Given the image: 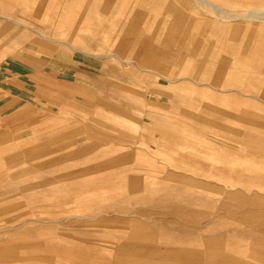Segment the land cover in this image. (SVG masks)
Masks as SVG:
<instances>
[{"label": "rangeland", "instance_id": "obj_1", "mask_svg": "<svg viewBox=\"0 0 264 264\" xmlns=\"http://www.w3.org/2000/svg\"><path fill=\"white\" fill-rule=\"evenodd\" d=\"M85 3L87 8L90 6V10H98L92 6L101 5L103 1L85 0ZM113 3L115 4L116 0ZM219 3L232 11H247L261 5L264 6V0H219ZM197 8L194 0H146L142 3L140 15L142 20H148L151 17L153 22L128 24V27L132 29L142 27L145 32L158 35L161 39L157 37L159 41L164 40L162 38L173 31L179 32L182 36L185 29L192 30V32L197 31L200 21L205 16H210ZM225 23L229 26V23ZM236 24L243 29L248 27V34L252 35V44H255L251 51H240L239 49L246 43L243 31L234 35L235 29H229V32L224 35L227 36L228 47L223 51L226 53L225 57L216 58L223 39L217 51L212 55L202 48L203 50L197 51L196 55L183 57L165 77L172 82L162 80L167 83L166 87H162L159 84L154 86L153 82L149 84L142 82L141 71L133 68L132 63L125 59L117 62L112 57L90 55L83 51H75L66 44L47 40L44 36L67 38L62 35L64 30L59 33L54 30L55 25L52 31L42 30L40 34L34 30L35 26L30 29L16 23L9 24V29L15 35L13 41L11 35L2 31L8 23L0 18V56L7 53L0 58V72H3L0 74V114H8L14 121L12 127L2 128L10 137L0 142V148L11 144L16 145L18 141L31 137L32 134L16 138L21 131H24V126L31 123L27 129H34L38 126L43 131H48L53 127H64V130H71L72 136L60 138L65 141L70 139L91 141L98 139L97 134L112 137L114 134H120L119 138L115 137L114 141L121 143L124 149L134 154V158L126 162V172H137L141 175L157 166L189 173L190 170L174 165H185L187 160L181 158L179 154L190 152L189 154L197 161L207 160V164L217 171H227L228 175L224 173L223 177H229L231 170L237 169L238 183L234 186L238 193L237 196L233 194L231 197L230 191L224 190L225 194H210L213 202L208 204L200 202L193 206L208 212L205 218H186L181 213L173 211L174 201L152 198L144 199L136 204L133 201L129 202L128 199L123 201L118 197L114 200L102 198L101 200L106 204L110 202L114 204L113 207L107 209L105 214V217L110 219L108 225L114 224L112 218L118 220V218L135 216L158 233L172 235L176 241L182 238L187 241L209 230L207 233H215L214 237L223 235V239L230 243L240 241L242 236L253 227H255L254 237L259 236L261 228L258 225H261L264 219L262 214L264 85L256 82L254 86L247 84L245 87L249 90L247 93L255 94L254 97L250 95L246 98L249 101L241 99L224 101L222 97L227 92L213 90L203 81L196 85L190 79L194 74L204 77L207 71L212 73L214 67L218 69L221 65L238 68L246 66L252 73L254 67L257 68L256 70L264 68V43L261 41L262 38L259 41L253 40L259 34L258 28L255 31L254 25L247 26L243 20L232 23L234 26ZM89 25L95 28L96 32L94 35L86 32V34H81L82 37L113 40L112 48L108 51H92L103 55L115 48L113 46L121 33L120 30L125 27L119 23ZM60 26L63 29L65 27L62 24L57 25L58 28ZM71 39H78V35H72ZM203 45L204 42H202V47ZM65 48L81 63L92 68L94 72H81L75 68L55 71L49 62L57 52ZM117 49L120 48L115 50ZM137 56L130 55L131 58L138 60ZM156 58L161 60L160 57H153V59ZM6 61H9V64ZM242 61H247V64L244 65ZM117 67L121 75L113 71L114 69L118 71ZM158 77L151 76L153 79H158ZM213 80L214 74L210 83ZM180 82L190 83V89L193 90L191 95H174V86ZM113 83L117 86H112ZM217 87L219 88L218 85ZM132 90L142 93V97L138 99ZM181 90L186 91L187 88ZM36 92H39V95H36ZM106 101L119 105L124 111L116 113L119 109L105 103ZM214 108H219L230 116L216 115ZM147 111L165 115L168 113L167 115L173 118L147 120L160 123V130L153 126L145 130L141 127L140 120L144 118ZM34 112H39L41 116V119L35 122L29 118ZM56 117H62V119L57 120ZM89 133L94 134L90 136ZM57 139L53 138V140ZM99 141L105 142L104 140ZM33 145L34 143L30 142L19 147ZM177 149L180 150L176 151ZM203 149H210V151H203ZM206 155L234 157L231 162L230 160L216 162V160L210 161L204 158ZM3 158H6V153L3 155L1 153L0 159ZM19 158L20 161H16L14 165L6 166L0 162V242L9 241L7 244L3 242L4 244L0 245V252L4 256L7 253L9 255L8 258H0V264L11 261H13L12 264H76L72 261L76 257L77 244L84 246L88 240L111 238L110 235L105 237L103 234L111 228L110 226L97 227L95 225L93 228L96 232H90L93 228L88 226L90 221L88 216L64 214L82 211L71 209L76 202L77 195H81L79 191L73 189L86 187L85 181L99 179L96 175L75 176L65 173L86 171V165L95 164L98 160L87 159L79 162L68 160L55 169H51V172L55 173L52 175L49 173L51 162L46 160L42 163L43 167H38L37 162L29 158L24 160L21 156ZM31 158H38V154L31 153ZM135 164L143 167L134 168ZM91 170H99V168ZM60 173L65 175L57 176ZM39 174L43 176V179L51 180L52 183L37 182L41 179ZM158 179L163 178L159 176ZM197 179H204L214 184L222 183L217 177L207 178L198 175ZM168 182L178 184L174 179ZM222 186L229 189L231 187L229 183H223ZM125 195L127 197L137 196L130 195L129 192ZM235 200L239 204V209L231 210V208L224 207L225 201L229 207L230 203L235 204ZM177 202L192 205L191 201L185 198H179ZM120 206H130V210H121ZM248 208L253 211L246 210ZM63 211L64 213H61ZM41 212L61 214L42 215ZM203 227L208 230L202 229ZM83 249L86 250V247ZM83 254L84 256H78L77 261L80 263H85L84 258L87 252ZM132 258L135 259L134 256Z\"/></svg>", "mask_w": 264, "mask_h": 264}, {"label": "crops", "instance_id": "obj_2", "mask_svg": "<svg viewBox=\"0 0 264 264\" xmlns=\"http://www.w3.org/2000/svg\"><path fill=\"white\" fill-rule=\"evenodd\" d=\"M84 1L85 0H0V18L8 23L7 27L3 28L2 31L6 32L7 35H11L14 41L15 35L9 29V24L16 23L30 29L33 28L32 26H35L36 29L34 28V30L40 34L42 30L46 32L52 31L53 25H55L56 28H54V30L56 32L58 31V33L64 30L62 35L67 38L60 39L44 36L47 40L66 44L75 51H83L90 55L112 57V59L117 60V62L125 59V61L132 63L134 66L133 68L141 71L140 79L142 82L146 84L153 82L154 86L159 84V86L162 87L167 86V83L162 82V80L172 82L165 77L168 76L172 68L183 57L196 55L197 51H202L203 49L209 51V55H212L217 51L221 41L224 39V35H226L227 24H224L225 21L216 19L212 16H205V18L200 21L197 31L192 32V30L187 31L185 29L182 36L179 32L173 31L166 35L165 38H162L164 40L159 41L158 35L155 33H147L142 27L139 29L128 27V24L137 25L139 23L153 22L151 17L148 20H142V16L140 15V8L142 7V3L146 2V0H116L115 4L113 3L115 0H102V9L101 5L94 4L92 6V8H98V10H90V6L87 8ZM116 13H118V15H116ZM97 23H119L125 26L120 30L121 33L113 46L115 48L105 55L92 51H108V49L112 48L113 40H104L95 37L87 38L81 35L86 34V32H91L89 35H94L96 30L89 24ZM61 24L65 25L64 29L61 28V26L60 28L57 27V25ZM76 34L78 35V39L72 40L71 36ZM202 42H204L203 47ZM116 48L120 49L115 50ZM68 51L69 50L65 48L52 57L49 63L55 71L75 68L81 72H94L92 68L81 63ZM6 54H3L0 58ZM130 55H138L137 57L139 59H133ZM154 55L160 57L161 60L157 58L153 59V57H155ZM225 55L226 53L220 51L216 58L222 59ZM46 61L48 62V59H46ZM6 63L9 64V61H6ZM242 63L246 65L247 61H242ZM119 67H117V69ZM220 67H218V69L214 67L212 73L207 71V75L204 77L194 74L190 79L196 85L204 82L213 90L227 92V94L222 97L224 101L230 99L249 101L246 98L250 95L254 97L255 94L247 93V91H249L245 88L247 84L254 86V82H256L257 84L264 85V68L262 70H256L257 68L254 67L255 69L252 73V71L249 70L250 68L246 66L238 68L230 67V65H221ZM113 71L121 75L120 69H118V71L114 69ZM238 72L245 73V75L243 74L244 77L243 75L238 76ZM2 73L1 71L0 74ZM213 74L214 80L210 83ZM155 75L159 76L158 79L151 78V76L153 77ZM112 86L116 87L117 85L113 83ZM182 87L185 89L187 88V90H181L184 89ZM190 88V83L180 82L174 86V95H191L193 90ZM132 92L136 97L138 96V99L142 97V93L133 90ZM36 95H39V92H36ZM105 103L119 109L118 111L110 109L111 111H116V113L124 111L122 107L117 104L109 101ZM214 111L216 115L226 114L230 116L227 112L221 111L219 108H214ZM167 114L168 113L165 115L159 112L147 111L145 112L144 118L140 120V125L145 130L151 126L160 130V123L148 121L173 118H170ZM40 117L39 112H34L29 118L33 119V122H35V120H40ZM55 119L61 120L62 117H56ZM13 124L14 121L10 115L0 114L1 143L4 142L7 137H10L6 135L5 130L2 128L5 126L12 127ZM30 125L31 123H28L24 126V131H21L16 138L32 134L31 137L18 141L16 145L11 144L0 148V155L1 153L2 155L6 153V158L0 159V162L6 166L14 165L16 161H20L19 157L21 156L23 160L29 158L37 162L38 167H43L42 163L47 160L51 162L49 173L54 175L55 173L51 172V169H55L65 161L72 160L79 162L86 161L87 159L98 160L95 164L86 165V171L65 173L66 175L73 174L75 176L96 175L99 179L85 181L86 187L73 189L74 191H79L81 195H77L76 202L71 209L82 211L61 212L69 216H88L90 220L88 226H92V228L95 225L99 227L108 225L109 223L108 221L110 219L108 220L105 214L107 209L113 207L114 204L113 202L106 204L102 201V198L114 200L115 197H118L123 201L128 199L129 202L133 201L136 204L144 199L152 198L162 201H174L175 205H173V211L181 213L186 218H205L208 216V212L196 209V207L193 206H196L200 202L205 204L213 202L210 194H225V191L228 190L230 191V196L233 194L237 196L238 194L234 187L238 183L237 169L235 171L231 170L229 177H223L224 173L227 171H217V169L207 164V160L197 161L189 154L190 152L188 154H179L181 158L187 160L185 165H174L190 170L189 173L157 166L156 168L145 171L141 175L137 172H126V162L132 160L134 154L132 151L124 149L121 143L114 141L115 137L119 138L120 134H114L115 136L113 135V137L106 134H97L96 136L98 139L91 141L75 139L65 141L60 138L72 136L71 130H64V127H53L50 129L52 132H50L49 129L48 131H43L42 128L38 126L34 129H27ZM89 134L92 136L94 133ZM51 136L58 139L53 140L54 137L51 138ZM8 140H10V138ZM99 140H104L105 142L102 143ZM30 142H33L34 145L24 148L19 147ZM53 144H55V146H51ZM68 147L71 148L68 151H64ZM179 150L180 149H177L176 151ZM203 151H210V149H203ZM31 153L38 154V158L32 159ZM233 157L234 156L206 155L204 158L210 161L216 160V162H219V160L225 162L230 160L231 162L233 161ZM235 158H237L236 155ZM133 167L141 169L143 166L135 164ZM95 168H99V170L90 171V169ZM65 174L60 173L57 176H63ZM198 175L207 178L217 177L222 183H219V185L218 183L214 184L207 182L204 179H197ZM226 175L228 174L226 173ZM39 176L41 179L37 182L45 184L52 183L51 180L43 179L41 174H39ZM159 176L163 179H158ZM172 179L176 180L178 184L168 182ZM223 183H229L231 185L230 189L228 187L224 188L222 186ZM157 184H159V186H155ZM58 189L61 190L60 187H58ZM126 192H129L130 195H137L138 197H127L125 195ZM179 198L188 199L191 201L192 205L178 203L177 199ZM238 206L239 204L236 200L235 204L230 203L229 207H227L226 201L224 203V207L231 208V210L234 208L239 209ZM120 207L121 210H130V206ZM246 210L253 211L251 208ZM61 213L41 212L40 214L57 215ZM262 214L264 217V188L262 194ZM112 220L114 221V226L108 225L111 228L103 233L105 237L106 235H110L111 238L88 240L84 246H79L77 244L76 250L74 249L76 251V257H74L75 260L72 261L73 263L79 264L80 262L77 261L78 256H84L83 253L86 254L87 252L84 258L86 264H264V219L261 225H258V227L261 228V234L259 236L254 237L255 227H253L249 229L250 231H247V234L242 236L240 241H232L230 243L223 239V235L214 237L215 233H207L209 230L206 227L202 228L208 230L205 234L193 237L187 241H185L184 238L179 239L180 241H176L172 235L169 236L167 234L158 233L155 229L143 223L135 216L118 218V220L112 218ZM91 231L94 233L96 232L94 228L91 229L90 232ZM3 242L7 244L9 241H1L0 245L4 244ZM83 247H86V250H84ZM23 256L27 255L23 254ZM133 256L135 259L132 258ZM4 257L8 258V253L4 256L3 253L0 252V258ZM72 258L73 257H71V259ZM12 263L13 261L7 262L6 264ZM38 263L40 262L38 261ZM85 263L81 262L80 264Z\"/></svg>", "mask_w": 264, "mask_h": 264}, {"label": "bare ground", "instance_id": "obj_3", "mask_svg": "<svg viewBox=\"0 0 264 264\" xmlns=\"http://www.w3.org/2000/svg\"><path fill=\"white\" fill-rule=\"evenodd\" d=\"M194 4L197 5L196 7H198L200 9V11H203L204 14L210 15L216 19H220L222 21L229 23V26H227L226 33L229 32V29H235V32L233 31L234 35L239 34V32L243 31V35L245 34V37H246V43L243 44L239 48V49H241L240 51H251L255 44L254 45L252 44V41H251L252 35H250V33L248 34V27H246V29H243L238 24H236V26H234L235 24L232 25V23L234 21L243 20L245 23H247V26H249L250 24L254 25L255 31L258 28L259 34L257 37H254L253 40L257 39L259 41L262 38L261 41H262V43H264V37H263L264 36V6L263 5L258 6L257 8H254V9L253 8L248 9L247 11L246 10L232 11V10L226 8L225 6H223L221 3H219V0H194ZM75 10H76V8H75ZM231 34H232V32H231ZM211 42H212V40H211ZM226 48H228V47H227V43H226V37L224 36V41L222 42L219 51H225ZM243 74L245 75V73L240 72L238 74V76L243 75ZM244 75H243V77H244Z\"/></svg>", "mask_w": 264, "mask_h": 264}]
</instances>
